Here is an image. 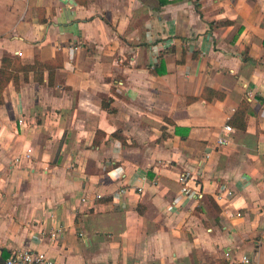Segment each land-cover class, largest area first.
I'll return each instance as SVG.
<instances>
[{"label":"crops","instance_id":"1","mask_svg":"<svg viewBox=\"0 0 264 264\" xmlns=\"http://www.w3.org/2000/svg\"><path fill=\"white\" fill-rule=\"evenodd\" d=\"M58 51L1 93L0 264H264V0H0V66Z\"/></svg>","mask_w":264,"mask_h":264},{"label":"trees","instance_id":"2","mask_svg":"<svg viewBox=\"0 0 264 264\" xmlns=\"http://www.w3.org/2000/svg\"><path fill=\"white\" fill-rule=\"evenodd\" d=\"M80 4H85L86 0H76ZM62 54L60 51L56 52L55 56L47 61H42L37 56L34 57L32 64H24L21 62L19 56H3L1 59L0 66V103L2 100L1 93L5 86L13 81L18 82L17 74L22 72L25 76L28 72H33L34 80L38 83H43V73L46 70L48 73V83L51 85L55 77L56 70L62 67ZM201 97L206 100H212L213 98L222 99L223 94L215 90L204 88ZM196 97L188 98L187 101L191 102L196 100ZM105 106V103L102 104ZM248 109V102L246 100L241 101L238 108L234 112V115L229 120L230 125H235L239 128H245L246 124L244 121V116ZM12 253V252H11ZM10 252H3V258H7L11 255ZM223 264H226L224 262Z\"/></svg>","mask_w":264,"mask_h":264},{"label":"built area","instance_id":"3","mask_svg":"<svg viewBox=\"0 0 264 264\" xmlns=\"http://www.w3.org/2000/svg\"><path fill=\"white\" fill-rule=\"evenodd\" d=\"M18 123L22 126H26V118H18ZM222 129L224 135L217 139L218 145L225 144L228 141L229 135L233 132V128L230 125H224ZM30 152V149L26 150V157L29 156ZM177 182L180 184L179 196L181 195L188 199L195 200H201L203 198L204 190L201 184L193 177H190L188 173L178 174ZM190 182H192V185H190ZM226 184L227 183H221V185L217 186L213 195L217 202L231 201L233 191ZM138 189L141 188L138 187ZM237 215L240 214L238 213ZM241 262L248 263L249 261L246 257H243ZM1 264H54V260L42 251L25 249L12 252Z\"/></svg>","mask_w":264,"mask_h":264}]
</instances>
